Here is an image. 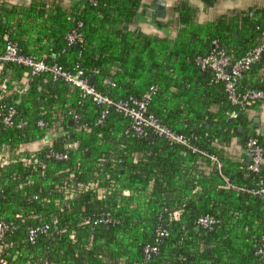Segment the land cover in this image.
Here are the masks:
<instances>
[{
    "label": "trees",
    "instance_id": "obj_1",
    "mask_svg": "<svg viewBox=\"0 0 264 264\" xmlns=\"http://www.w3.org/2000/svg\"><path fill=\"white\" fill-rule=\"evenodd\" d=\"M144 3L0 0V54L15 42L24 56L83 71L115 102L151 94L148 113L188 141L139 135L51 73L0 64V113L14 106L22 123L0 130V222L15 225L0 264H264V198L255 194L264 166L249 170L247 155L252 138L264 148L248 131L264 104V55L237 81L242 93H263L244 105L198 65L217 50L237 61L264 44V7L200 20L193 0H175L173 34L163 36L139 23ZM73 31L81 41L70 45ZM205 216L212 228L198 225ZM45 225L32 243L30 229ZM148 247L158 249L150 259Z\"/></svg>",
    "mask_w": 264,
    "mask_h": 264
},
{
    "label": "built area",
    "instance_id": "obj_2",
    "mask_svg": "<svg viewBox=\"0 0 264 264\" xmlns=\"http://www.w3.org/2000/svg\"><path fill=\"white\" fill-rule=\"evenodd\" d=\"M82 24H80V27ZM69 44L72 45L81 39L77 31H73L68 36ZM264 54V44H261L252 49L245 57L240 60H233L230 56L224 53L223 50H217L216 52L208 55L204 58L198 59V65L202 68H210L215 72L216 81L223 82L226 86V90L229 95L230 102L234 105H244L253 103L260 100L263 97V93L259 91H246L244 93L238 90L237 81L242 77L243 73L250 70L252 65L260 59ZM8 62L20 64L28 68L32 75H38L42 73H51L55 79L63 80L64 82L78 88L82 95L89 96L93 101L100 106H103L102 118L108 113L110 108H114L117 112L124 115V117L132 121L134 130L139 135L147 134L150 129L160 137H163L171 144L188 145V141L181 135L176 134L169 128L163 126L157 121L151 114L148 113V105L151 99V94L145 95L143 99H137L136 97H129L125 100L113 101L109 97L98 92L93 86L88 84V80L83 71L78 70L75 73L64 70L57 64H48L37 57L24 56L18 44L15 42L9 43L4 51L0 54V64L3 65ZM25 84L22 89V93L26 92L29 79L24 80ZM156 89H152L154 92ZM0 113V130L8 127L18 126L21 127V122H16L18 115L17 109L14 106L3 105ZM233 117L237 114L233 113ZM39 126L46 127L47 124L43 121L39 122ZM50 141V135L46 134L43 138V142L48 143ZM247 151L252 154V161L249 164V170L259 172L264 166V148L254 138L247 142ZM53 157L58 160L68 159L66 153H52ZM264 198V187L255 192ZM216 223L213 217L205 216L198 220V225L203 228H212ZM15 229L13 223L1 221L0 222V245L5 244L6 237L9 233ZM48 229V225L37 226L31 228L29 231V238L32 243L35 242L39 233H43ZM161 233H158L160 236ZM157 247L146 249V258L150 259L152 252H156Z\"/></svg>",
    "mask_w": 264,
    "mask_h": 264
},
{
    "label": "crops",
    "instance_id": "obj_3",
    "mask_svg": "<svg viewBox=\"0 0 264 264\" xmlns=\"http://www.w3.org/2000/svg\"><path fill=\"white\" fill-rule=\"evenodd\" d=\"M10 2L27 5L31 0H9ZM65 3H76L79 0H62ZM154 0H145L141 13L138 15L139 23L151 33H159L163 36H171L173 31L167 23V16L158 18L155 16L156 11L152 10ZM166 2V12L168 7L175 0H164ZM193 3L199 8L198 18L200 20H209L216 13H222L232 9H248L249 7H264V0H193ZM153 13V14H152ZM152 14V15H151ZM167 14V13H166ZM260 112L248 126L249 135L254 131L255 136L262 139L264 146V104L261 106ZM252 126V127H250ZM248 155V151H247Z\"/></svg>",
    "mask_w": 264,
    "mask_h": 264
},
{
    "label": "water",
    "instance_id": "obj_4",
    "mask_svg": "<svg viewBox=\"0 0 264 264\" xmlns=\"http://www.w3.org/2000/svg\"><path fill=\"white\" fill-rule=\"evenodd\" d=\"M151 8H152V10L156 11V13H155L156 17H158V18H164L165 17V15H166V2L164 0H154ZM93 80H94L93 77L89 78L88 84L90 86H93ZM250 127H252V126H250ZM254 136H255L254 131H251L250 137H254ZM245 140H246V137H243V141H245ZM248 161H249V163H251V161H252V154L251 153H248Z\"/></svg>",
    "mask_w": 264,
    "mask_h": 264
}]
</instances>
